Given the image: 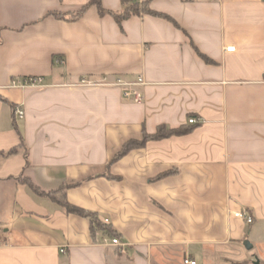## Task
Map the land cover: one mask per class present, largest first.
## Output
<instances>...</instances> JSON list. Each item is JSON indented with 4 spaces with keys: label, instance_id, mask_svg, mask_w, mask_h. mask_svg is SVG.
I'll return each instance as SVG.
<instances>
[{
    "label": "crops",
    "instance_id": "obj_1",
    "mask_svg": "<svg viewBox=\"0 0 264 264\" xmlns=\"http://www.w3.org/2000/svg\"><path fill=\"white\" fill-rule=\"evenodd\" d=\"M90 1L0 0V264H264V0L52 15ZM28 77L45 87L9 88ZM140 77L142 104L80 84ZM160 126L193 130L111 164ZM60 200L98 214L125 253Z\"/></svg>",
    "mask_w": 264,
    "mask_h": 264
},
{
    "label": "trees",
    "instance_id": "obj_2",
    "mask_svg": "<svg viewBox=\"0 0 264 264\" xmlns=\"http://www.w3.org/2000/svg\"><path fill=\"white\" fill-rule=\"evenodd\" d=\"M122 4H123V10L120 13H110L119 23H121L124 19L129 18L131 16H142V15L162 16V14L157 13L150 8L149 1L143 2L141 0H122ZM90 6H96L101 15L108 14L102 8L101 0H91L88 5L84 6L81 10H79L76 13H71V14L53 13L52 15L58 18L64 17L73 20L81 17ZM192 130H193L192 127H181L178 129H170L166 126H160L158 127L155 134L150 135L145 132L142 140H130L126 142L123 145L122 149L114 157L111 164L119 161L121 158H123L128 153H130L133 149L144 147L150 141H160L174 136L187 135L191 133ZM17 151H18L17 149H14L5 154L2 153V155L11 156L17 153ZM59 204L64 208L66 212L76 214L80 217L89 220L90 229L93 234L98 232H104L113 239L118 238L117 233L114 232L112 228L108 226L105 222H103L98 214L88 212L82 208L74 206L66 200H60Z\"/></svg>",
    "mask_w": 264,
    "mask_h": 264
},
{
    "label": "built area",
    "instance_id": "obj_3",
    "mask_svg": "<svg viewBox=\"0 0 264 264\" xmlns=\"http://www.w3.org/2000/svg\"><path fill=\"white\" fill-rule=\"evenodd\" d=\"M228 52L235 51L234 47L227 48ZM80 84L82 86H108V87H116L122 91V97L126 102L134 103V104H142L145 102V95L142 91V87L146 85V82L143 77H140L136 82H125L122 78L115 79L113 81H109L107 78H104L100 82H93L89 79H82ZM44 79L41 77H28V78H16L14 79L9 88L14 89H28V88H43ZM15 113L18 115L20 119H23L25 116L24 110L21 108H16ZM199 121L196 118H192L189 120V124L195 125L198 124ZM235 218L245 221L248 224L253 222L252 216L246 211L241 210L234 214ZM108 222V220H106ZM112 246H116L121 249L123 253H125L126 244L122 243L118 238L112 239ZM184 264H197L195 260L190 259L189 257L185 258Z\"/></svg>",
    "mask_w": 264,
    "mask_h": 264
},
{
    "label": "water",
    "instance_id": "obj_4",
    "mask_svg": "<svg viewBox=\"0 0 264 264\" xmlns=\"http://www.w3.org/2000/svg\"><path fill=\"white\" fill-rule=\"evenodd\" d=\"M254 264H261L258 260H256L255 262H254Z\"/></svg>",
    "mask_w": 264,
    "mask_h": 264
}]
</instances>
